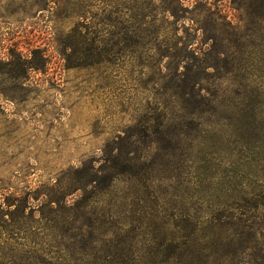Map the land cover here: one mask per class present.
I'll list each match as a JSON object with an SVG mask.
<instances>
[{
  "label": "rangeland",
  "instance_id": "rangeland-1",
  "mask_svg": "<svg viewBox=\"0 0 264 264\" xmlns=\"http://www.w3.org/2000/svg\"><path fill=\"white\" fill-rule=\"evenodd\" d=\"M175 12L161 21L158 0H0V264L26 263L22 234L9 222L24 205L27 228L39 230L51 223L38 213L47 201L74 209L81 196L92 200L99 182L74 191L83 169L118 154L148 152L150 162L157 152L147 148V125L164 114L185 136L180 157L142 197L149 226L131 232L137 247L155 226L163 235L185 216L212 220L224 204L240 214L262 196L264 144L246 147L231 134V99L241 89L225 72L250 74L246 88L264 103V0H180ZM175 55L192 59L190 74L204 61L217 64L201 77L216 110L202 117L200 133L175 96ZM261 112L264 139V104Z\"/></svg>",
  "mask_w": 264,
  "mask_h": 264
},
{
  "label": "trees",
  "instance_id": "trees-1",
  "mask_svg": "<svg viewBox=\"0 0 264 264\" xmlns=\"http://www.w3.org/2000/svg\"><path fill=\"white\" fill-rule=\"evenodd\" d=\"M158 1L161 3V21L175 19V6L180 0ZM260 20L264 21V15ZM257 31L264 34V23ZM173 46L177 48L176 43ZM210 50L218 60L227 57L223 52ZM170 51L172 48L162 55L169 58L173 55L169 54ZM175 58L181 65L176 70V82H182L181 86H175V96L181 109L198 119L194 130L200 133L202 117L213 115L216 110L213 100L202 87L201 77L206 70L217 69V64L209 66L204 61L197 64L199 68L194 74H190L188 62L192 59L177 55ZM226 60L220 62L225 64ZM234 61L232 59L229 64ZM225 75L234 79L241 89L231 99L234 113L227 120L231 134L246 147L260 148L264 144L260 119L263 100L259 93L246 88L245 81L251 79L250 74L228 70ZM173 88L172 85L169 89ZM146 130L150 132L147 148L149 152L152 148L157 152L150 162L148 152L145 156L118 154L109 160L110 165L83 169L82 178L77 181L79 188L74 191L96 190L99 182L98 196L94 195L92 200L83 195L74 209H64L59 202L47 201L38 213L41 220H48L45 217L47 211L52 216L51 223L39 230L27 228L25 222L32 217L25 214V205L18 219L14 216L10 219L14 230L22 234L17 245L25 249L27 255L26 263L22 264L34 261L35 264H264V192L253 202H245L240 214L235 213L233 205H220L223 211L212 220L200 222L185 216L179 219L174 229L167 228L163 235L158 233L160 226H155L146 246L134 244L133 229L149 226L142 197L149 192L158 173L169 169L173 160L180 157L178 143L180 135L185 136L181 130H171L165 114L154 119ZM89 203L95 208H90ZM72 216L79 217L81 224L75 225Z\"/></svg>",
  "mask_w": 264,
  "mask_h": 264
}]
</instances>
